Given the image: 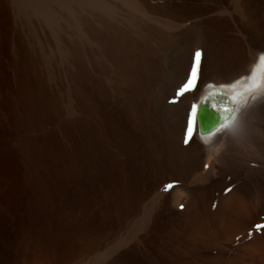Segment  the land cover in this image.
<instances>
[{"label":"rangeland","instance_id":"374dc122","mask_svg":"<svg viewBox=\"0 0 264 264\" xmlns=\"http://www.w3.org/2000/svg\"><path fill=\"white\" fill-rule=\"evenodd\" d=\"M132 1L0 0V264H264V231L226 241L217 201L229 179L264 210V96H240L254 107L208 183L196 180L203 153L178 134L206 78L264 50V0ZM131 2L154 20L137 9L127 27L106 18ZM26 212L48 224L29 249L10 220Z\"/></svg>","mask_w":264,"mask_h":264},{"label":"bare ground","instance_id":"6f19581e","mask_svg":"<svg viewBox=\"0 0 264 264\" xmlns=\"http://www.w3.org/2000/svg\"><path fill=\"white\" fill-rule=\"evenodd\" d=\"M132 2H131V5L133 4L132 7L127 8V11L116 10V9H111V8L106 9V18L107 17L111 18L114 15H117L119 17L116 19L117 23L122 24L125 27H127L132 24L131 16H133L132 12L134 10H135V13L141 12L145 16V18L149 17L151 19L153 17V15H151L152 17H150L149 15L150 12L148 11L149 9H146L145 7L141 6L138 3H132ZM136 9L138 10V12L136 11ZM106 21H107L106 22L107 24L105 23L106 30L107 32H109L111 22H109L108 20ZM262 57H264V50L252 56L250 60L248 61V63L246 64V66L241 71H239L238 73L234 74L231 77H228L225 79L218 78V80L216 79L213 80L212 78H206L201 86V91L198 94V97L196 98L195 96L196 100L194 101V103L192 102L193 108H192L191 113H189L188 111L189 108L187 104H184L182 108H180L181 112L179 113V116H178L179 117L178 134L180 135L179 137H181L182 142L185 144L188 143L187 141L189 139H192L194 144L198 146L199 147L198 149H200V151L203 153L202 155L204 158V163H203L204 169H203V173L201 169L200 171L201 176L200 174L198 175V177L196 178L197 181L208 183L212 179L217 178V169L215 167V163L218 160L216 158H218V155L222 153L224 146L226 145V143H228L226 141L227 137L231 133L236 123L238 121H241V119L247 113H249L250 110H252L251 108L254 107L253 105V106H250L244 109V106L242 105V100H241L242 98H240V96L246 97V95L248 96L249 93L254 92V91H258V93L261 94L262 97L264 96V73H263L264 60L261 59ZM261 72L262 74H260ZM210 84H213L212 87L209 86ZM207 86L209 87L206 88ZM204 88H206V92H203ZM222 94H226L227 96H229L231 102H233L234 111H236V115L229 122H226L223 127L221 126L222 128L217 133L210 134V135H206V134L199 135L198 118L200 119V115H201L200 108L204 106L203 105L204 102L207 103L209 100H212L214 98H219ZM165 97H167L166 99L170 98L169 95ZM194 110H195V115L193 116ZM227 113H228L227 105L223 104L221 101L219 103L215 101L212 107L208 110L207 114H205V120L207 118V120L209 121V125L212 124L213 126L215 125V123H217V121L228 117L226 115ZM250 118L248 117L247 120L249 121ZM255 128L257 127L255 126ZM212 129L213 128H209V129L207 128L205 130L211 131ZM257 131L264 136V129H260V127L258 126ZM201 140L202 141L206 140L207 142L203 143ZM261 143L263 142L261 141ZM229 181H230L229 179H226L225 181H221V184H219L220 182L216 184V186L218 184L219 186L222 185L221 187H218L221 190L218 189L219 193L217 195V201H218V206L221 208V210H223L222 212L225 213L224 215L228 219V223L226 225L228 229L231 230V234L227 238H224V239H226V241H229V242L235 241L244 233L252 232V230L256 228L259 232H263L264 231L263 227H257L254 224L255 220L253 221V219L255 218L247 217L243 213L242 209L237 208L234 204L236 203V201L237 202L243 201L246 204V206L255 210L256 215L260 218L263 217L264 210L260 206H253L250 198H248L243 193V191L240 190L237 186L231 187ZM223 186H225L226 188ZM222 187L225 189H223ZM182 198H183L182 194L179 193V195L176 196V202L177 203L181 202ZM10 220L11 221L14 220V222L15 221L17 222L12 232L18 234L17 235L18 239L19 241H21L20 244L23 245L21 247L29 249L31 246L37 247L38 245L42 244L45 241L46 238L44 236V232L47 229L48 224H46L47 221L46 219H44L43 216L38 215L36 212L35 213L26 212L17 218L12 217ZM10 220H8L7 222H9ZM199 221L203 225V227L205 228L208 227V220L205 217H201ZM261 221L259 223H261ZM223 240L219 238H214L212 239L211 242H214L215 243L214 245L219 246L221 242H223ZM244 256L235 257L233 261L236 264H251V261L248 259V256H245V257ZM1 264H7V263H1ZM26 264H34V263L26 262Z\"/></svg>","mask_w":264,"mask_h":264},{"label":"water","instance_id":"95a60500","mask_svg":"<svg viewBox=\"0 0 264 264\" xmlns=\"http://www.w3.org/2000/svg\"><path fill=\"white\" fill-rule=\"evenodd\" d=\"M220 96V95H219ZM217 101V103H219L220 101L223 103V104H226L227 105V108H228V113L226 114L228 117H226L225 119H221L219 121H217V123H215V125L212 126L209 125V121L205 120V114H207L208 110L212 107L213 103ZM204 106H202L200 108V123H201V126L203 127V130L208 133V132H214L216 131L217 129H219L221 126L224 125L225 122L229 121L230 118H232V116L234 115L235 111H234V105H233V102H231L229 96H227L226 94H222L219 98H214L212 100H209L207 103L204 102L203 103ZM207 117V116H206ZM198 124H199V121H198ZM209 129V128H213L211 131H206L205 129ZM213 134V133H211ZM210 135V134H209Z\"/></svg>","mask_w":264,"mask_h":264},{"label":"snow or ice","instance_id":"6c2138e0","mask_svg":"<svg viewBox=\"0 0 264 264\" xmlns=\"http://www.w3.org/2000/svg\"><path fill=\"white\" fill-rule=\"evenodd\" d=\"M261 59L264 60V57H262ZM191 84H192V86L195 85V74H194V76H193V80L191 81ZM185 90H187V86H186ZM194 115H195V110L193 111V116H194ZM262 227H264V226H262Z\"/></svg>","mask_w":264,"mask_h":264}]
</instances>
